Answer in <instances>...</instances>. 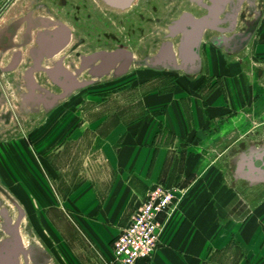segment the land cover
I'll return each instance as SVG.
<instances>
[{"label": "rangeland", "instance_id": "obj_1", "mask_svg": "<svg viewBox=\"0 0 264 264\" xmlns=\"http://www.w3.org/2000/svg\"><path fill=\"white\" fill-rule=\"evenodd\" d=\"M42 1L57 4L54 12L66 19L72 17L77 5L76 0ZM83 1V11L90 8L94 16L88 20L89 14H82L81 25L74 28L75 37L85 40L79 49L90 52L121 45L139 59L151 57L166 39L168 25L183 10H192L174 0H140V22L127 23L124 18L125 25H104L100 5ZM256 2L255 6L262 7V18L252 42L237 57L210 53L212 68L249 72L253 79L260 73L264 76V0ZM153 6H157L156 15ZM173 41L176 46L177 41ZM7 60L2 58L0 66L4 67ZM21 71L22 66L15 71L0 68V208L8 216L0 215V238L6 220L8 225L20 219L26 264H109L113 241L122 228L115 233L91 215L82 213L81 218L79 212L86 204L88 176L102 167V125L131 124L136 120L144 123L151 119L149 115L160 113L166 101L196 90L204 74L134 64L119 79L105 77L61 99L52 111L32 112L20 109L24 89ZM210 80L204 81L202 92L211 88ZM215 83L223 85L219 76ZM255 118L247 123L233 119L232 125L216 120V131L228 132L236 127L242 136L236 140L216 138L215 168L198 172L185 189L179 183L169 187L173 198L161 218L163 231L172 213L182 207L189 217L202 215L205 221L216 218V229L225 235L226 242L230 234H235L229 247L223 248L224 242L219 244L216 264H234L242 257L237 244L246 247V259L251 264H264V183L246 180L235 170L241 157L264 148V125Z\"/></svg>", "mask_w": 264, "mask_h": 264}, {"label": "crops", "instance_id": "obj_2", "mask_svg": "<svg viewBox=\"0 0 264 264\" xmlns=\"http://www.w3.org/2000/svg\"><path fill=\"white\" fill-rule=\"evenodd\" d=\"M253 38L254 33L248 39L202 40L197 51V72H202L204 79L193 93L166 101L163 110L155 116L149 115L151 119L147 118L144 123L136 120L131 124L102 125L99 158L102 167L88 176L89 186L84 191L86 204L78 216L91 215L116 233L127 225L153 184L170 187L179 183L185 189L198 172L215 168L216 138L236 140L242 136L236 127L233 131H216V120L224 121L225 125L233 119L253 122L256 117V122L264 125L263 74L253 79L254 75L241 70L218 71L209 61L210 53L240 56ZM238 63H242L239 57ZM216 76L223 81L222 87L214 84ZM210 78L213 84L203 93L204 81ZM259 155L263 156L257 158ZM246 157H254V165L261 172L251 173L247 166L238 171L239 163ZM235 170L246 180L264 183V148L241 157ZM182 209L174 211L167 221L149 264H216V252L221 250L219 244L224 242L223 248L229 247L235 234L229 232L232 237L226 242L225 235L216 229V218L205 221L202 215L189 217ZM235 247L243 256L234 264H251L246 259V247L239 244Z\"/></svg>", "mask_w": 264, "mask_h": 264}, {"label": "flooded vegetation", "instance_id": "obj_3", "mask_svg": "<svg viewBox=\"0 0 264 264\" xmlns=\"http://www.w3.org/2000/svg\"><path fill=\"white\" fill-rule=\"evenodd\" d=\"M3 0L0 4V60L8 57L4 67L6 71H15L22 66L21 76L23 91L21 93L20 109H30L32 112L52 111L65 97L76 91L96 85L103 78L119 79L126 75L130 68L142 65L154 70H187L182 67L177 47L182 32L172 29L183 14H189L195 19L205 18L207 26L198 36L197 51L202 40L245 38L248 39L262 18L261 6L256 0H174L179 4L189 5L192 10H183L171 24L168 25L166 39L161 42L157 51L146 59H139L134 52L124 46L102 48L90 52H82L79 47L84 44L83 37L76 38L74 28L80 26L83 15L93 18V12L88 8L84 12L86 2L76 0L74 14L68 19L56 15L55 3L52 1ZM50 4H49V3ZM90 4L100 5L102 24L110 22L118 24L140 22V0H88ZM157 6L152 13L157 14ZM83 14V15H82ZM127 14V15H126ZM157 18V16H155ZM124 18H127L124 21ZM153 19H155L153 17ZM188 25V24H187ZM241 30L237 32V27ZM187 29L194 31L191 25ZM210 34V35H209ZM177 41L175 46L174 41ZM169 44V45H168ZM169 46L174 53V65L155 58L161 51V59L167 56L162 50ZM41 77V78H40ZM64 97V98H65ZM0 215L8 218L4 209ZM16 222L7 220L3 225L4 236L0 238V264H26L24 243L20 233V219ZM22 259V261H21Z\"/></svg>", "mask_w": 264, "mask_h": 264}, {"label": "built area", "instance_id": "obj_4", "mask_svg": "<svg viewBox=\"0 0 264 264\" xmlns=\"http://www.w3.org/2000/svg\"><path fill=\"white\" fill-rule=\"evenodd\" d=\"M173 198L172 188L154 185L130 216L112 245L109 264H146L152 257Z\"/></svg>", "mask_w": 264, "mask_h": 264}, {"label": "water", "instance_id": "obj_5", "mask_svg": "<svg viewBox=\"0 0 264 264\" xmlns=\"http://www.w3.org/2000/svg\"><path fill=\"white\" fill-rule=\"evenodd\" d=\"M191 25L194 28V31L187 29L188 25ZM207 26V21L205 18L195 19L189 14H183L180 19H178L175 25L172 27L173 30L182 32V37L177 47L179 50V58L182 60V67H184L187 72H196L199 68V58L197 53V45H198V36L200 32ZM169 45V44H168ZM162 50L167 52V56L164 59H161V51L156 56V62L161 60L165 62L168 66L174 65V53L169 46L166 45ZM66 95H61V98H64ZM263 155L257 156V158H261ZM255 158L254 157H246L238 165V171L244 169L247 166L249 172L261 170L254 165Z\"/></svg>", "mask_w": 264, "mask_h": 264}]
</instances>
